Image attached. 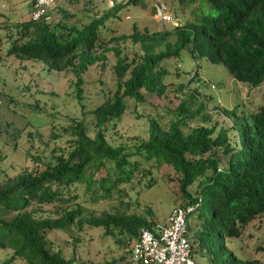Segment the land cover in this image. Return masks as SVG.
<instances>
[{
  "label": "trees",
  "instance_id": "1",
  "mask_svg": "<svg viewBox=\"0 0 264 264\" xmlns=\"http://www.w3.org/2000/svg\"><path fill=\"white\" fill-rule=\"evenodd\" d=\"M142 2L115 0L88 22L79 23L75 12L65 7L37 20L29 17L12 24L0 20V60L14 54L43 59L57 68L77 64L84 69L105 58L109 49L118 55L116 89L92 110L94 124L72 117L63 125V133H55L65 136V144L55 147L50 158L38 157L42 165L0 176V249L9 252L0 264L16 260L122 264L116 259L88 261L75 253L68 256L50 236L53 229L81 232L85 224L104 226L107 233L113 231L112 225L119 226L125 239H117L127 248L126 264H138L131 260L130 242L142 228L158 221L127 212L84 215L86 208L78 198L87 193L96 200L130 194L144 180L151 187L154 171L164 165L177 175L179 204H197L189 215L188 235L193 248L195 243L208 254L209 264H264L260 258H243L226 247L228 237L240 235L246 224L264 212V104L250 118L235 117L234 139L227 128L217 130L216 124L203 123L186 131V115L169 124L151 118L149 136L132 144L113 143L106 133L117 119L137 110L130 100L139 104L146 101L147 90L165 91L168 69L162 61L180 56L184 49L197 58L223 61L238 79L261 83L264 0H201L197 17L185 25L123 34L120 38L131 37L140 44L139 57L128 60L117 45H107L103 34L123 9ZM100 46L103 50L97 55L95 49ZM193 74L186 83L197 72ZM186 83L176 86L183 90Z\"/></svg>",
  "mask_w": 264,
  "mask_h": 264
},
{
  "label": "rangeland",
  "instance_id": "2",
  "mask_svg": "<svg viewBox=\"0 0 264 264\" xmlns=\"http://www.w3.org/2000/svg\"><path fill=\"white\" fill-rule=\"evenodd\" d=\"M114 1L66 0L50 11L65 7L75 12L79 23L88 22L94 15L103 13ZM165 2L173 15L172 21L165 23L156 16V0H144L123 9L117 18L108 22L111 29L105 31L103 39L108 41L107 45H117L122 51L121 56L127 55L128 60L138 58L136 53L140 51V44L131 37L120 38L121 35H129L135 30L159 31L185 25L198 15L201 0ZM30 10L29 0H0L2 21L12 24L27 19ZM112 36L118 39L111 40ZM102 50L103 47H98L95 54L100 55ZM117 60L114 49L107 50L105 58L84 69L77 64L57 68L43 59L4 55L0 60V176H12L25 168L42 165L38 157L50 158L55 147L58 149L65 144V136H56L55 133H63V125L72 117L84 118L94 124L92 110L116 89ZM162 64L168 69L164 79L165 91L144 90L146 101L135 104L134 100H130L131 106H136L137 110L124 114L106 132L113 143L125 141L132 144L135 140L147 138L151 118L169 124L182 115L188 119L186 131L203 123L216 124L217 130L227 128L228 135L234 139L237 135L235 117L250 118L264 104V80L255 84L238 79L223 61L197 58L184 49L180 56L166 58ZM193 72L197 74L193 76ZM191 74V82L187 84ZM182 81L186 83L183 90L176 86ZM191 92L194 96L190 95ZM153 177L151 187L146 185L148 180H144L136 183L130 194L117 193L112 198L97 200L89 193L82 195L78 200L86 208L84 215L127 212L140 214L154 222L167 221L173 208L180 202L177 175L173 168L164 165L154 171ZM79 191L83 193L82 188ZM111 229L113 231L107 233L104 226L85 224L81 232L77 229L70 232L53 229L50 236L68 256L75 253L83 260L116 259L126 264L127 248L117 239L124 240L125 236L119 226L112 225ZM226 247L243 258L264 260V212L246 224L240 235L228 237ZM194 249L198 263L209 264L208 254L195 243ZM7 255L8 251L0 249V261ZM12 264L26 263L16 260Z\"/></svg>",
  "mask_w": 264,
  "mask_h": 264
},
{
  "label": "built area",
  "instance_id": "3",
  "mask_svg": "<svg viewBox=\"0 0 264 264\" xmlns=\"http://www.w3.org/2000/svg\"><path fill=\"white\" fill-rule=\"evenodd\" d=\"M66 0H32L29 17L40 19L53 7ZM156 16L163 22L173 20L165 0H156ZM197 204L176 205L167 221L144 227L129 245L131 260L138 264H199L188 235L189 215Z\"/></svg>",
  "mask_w": 264,
  "mask_h": 264
},
{
  "label": "crops",
  "instance_id": "4",
  "mask_svg": "<svg viewBox=\"0 0 264 264\" xmlns=\"http://www.w3.org/2000/svg\"><path fill=\"white\" fill-rule=\"evenodd\" d=\"M31 3H32V0H29V4H30V6H31Z\"/></svg>",
  "mask_w": 264,
  "mask_h": 264
}]
</instances>
